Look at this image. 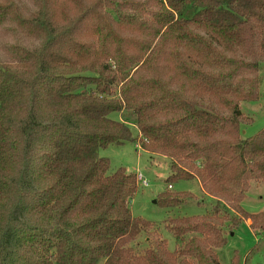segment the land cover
I'll use <instances>...</instances> for the list:
<instances>
[{
  "label": "trees",
  "instance_id": "trees-1",
  "mask_svg": "<svg viewBox=\"0 0 264 264\" xmlns=\"http://www.w3.org/2000/svg\"><path fill=\"white\" fill-rule=\"evenodd\" d=\"M263 63L264 0H0V264H222L243 221L264 239V211L243 207L264 127L244 137L241 109ZM126 142L211 200L166 220L174 249L132 213L137 173L101 155Z\"/></svg>",
  "mask_w": 264,
  "mask_h": 264
},
{
  "label": "rangeland",
  "instance_id": "rangeland-1",
  "mask_svg": "<svg viewBox=\"0 0 264 264\" xmlns=\"http://www.w3.org/2000/svg\"><path fill=\"white\" fill-rule=\"evenodd\" d=\"M261 97L258 101H243L241 109L252 123L242 125L244 137L256 134L264 127V63L260 70ZM114 118H125V113H113ZM132 121L133 116L128 114ZM133 134L138 135V128L131 124ZM101 155L111 160V171L126 167L128 171H142L149 181L148 186L139 184V189L131 203L134 216H141L153 221L156 229L167 239L170 249L176 247V240L165 227L166 220L174 216L207 214L211 200L202 192L197 179L172 182L173 188H168L167 178L171 174L169 159L158 154L141 150L136 143L126 142L122 145L112 144L101 150ZM173 192L189 191L196 198L190 199L177 207L166 208L158 202V196L165 190ZM243 207L252 213L264 211V181L252 183ZM227 243L217 249L222 264H264V239L250 227L248 221H243L234 231L227 232ZM138 248L147 246V236L142 235L135 243ZM98 264H103L100 261Z\"/></svg>",
  "mask_w": 264,
  "mask_h": 264
},
{
  "label": "built area",
  "instance_id": "built-area-1",
  "mask_svg": "<svg viewBox=\"0 0 264 264\" xmlns=\"http://www.w3.org/2000/svg\"><path fill=\"white\" fill-rule=\"evenodd\" d=\"M136 145H137V147H139V148L142 149V147H141L140 144H136ZM136 173H137V179H138V182H139L140 184H142L143 186H148V185H149V181H148V179L145 177V175L143 174V172L140 171V170H138ZM168 188H173V185H172V184H169V185H168Z\"/></svg>",
  "mask_w": 264,
  "mask_h": 264
},
{
  "label": "crops",
  "instance_id": "crops-1",
  "mask_svg": "<svg viewBox=\"0 0 264 264\" xmlns=\"http://www.w3.org/2000/svg\"><path fill=\"white\" fill-rule=\"evenodd\" d=\"M141 150H143V149H141ZM198 182H199V181H198ZM199 185H200V188H201V190H202V186H201L200 182H199ZM202 192H203V190H202ZM246 221H248V224H250V220H246Z\"/></svg>",
  "mask_w": 264,
  "mask_h": 264
}]
</instances>
